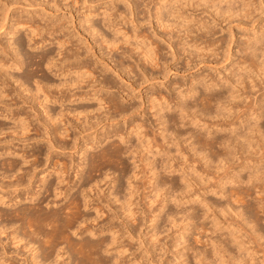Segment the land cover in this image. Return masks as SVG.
<instances>
[{"label":"rangeland","instance_id":"1","mask_svg":"<svg viewBox=\"0 0 264 264\" xmlns=\"http://www.w3.org/2000/svg\"><path fill=\"white\" fill-rule=\"evenodd\" d=\"M30 1V7L23 9L25 7L14 5L12 12L16 11L15 14L24 18L25 10H31L33 13L28 15L43 27L39 34H30L26 27H18L13 36L7 34L8 29L0 32V56L3 57L0 59L8 62L7 65L1 60L5 66L0 70V91L2 85L6 86L4 95L8 94L0 98V101L4 99L0 102V196L5 197L3 203L0 200V225L7 224L8 228L1 225L4 227L0 233L2 259L5 256L7 264L11 261L14 264H36L32 256L37 253L39 244L44 245V240H47V247L49 244L61 247L58 253L64 260L50 256L47 261L37 253V262L46 261L44 264H48L51 260V264H79L85 260L83 264H90L88 260L92 255L89 256L87 249L81 250L88 254L80 253L77 242L81 240L83 245L85 241L100 239L107 243L108 251L99 253L108 257H105V264H264V63L252 68L249 62L242 61L245 58L243 54H249V51L243 53L239 49L252 37L254 29L257 34L264 32V0L262 3L259 0H242L247 7L245 10L252 11L249 17L228 11L220 13L218 8L225 9L227 0H220V3L219 0H132V4L124 0ZM160 1L167 4V12L174 15L166 14L170 18L167 22L169 27H162L155 18L154 6ZM84 17H88L94 29L99 30H87ZM245 21H252V24ZM45 24L49 26H43ZM183 24L193 30L189 28V31ZM230 28H233V38L229 35ZM115 31L121 41L117 40L109 49L103 41ZM154 32L166 39L172 36L170 41L175 55L164 41L155 37ZM103 34L104 39L100 37ZM148 35L161 47L160 59L157 60L161 64L154 65L155 68L138 60L139 51L133 45L140 37ZM230 38L234 42L228 43ZM58 39L68 42L59 45ZM183 40L187 41L186 48L190 46L189 52L181 49L179 42ZM8 42H11V47L6 44ZM11 48L18 52L22 62L20 68L12 64ZM73 52L80 54V63L89 65L92 76H81L82 70L75 72L77 59L73 58ZM47 56L55 60L59 58L57 65L47 63ZM105 63H109L112 69ZM104 80L107 86L101 88L99 83ZM20 81L24 83L21 88L18 87ZM41 83H47L45 88H49L45 90ZM174 86L183 93L189 91L190 86L198 87L197 91L190 92L194 98L187 94L191 99L186 100L194 105L189 104L193 108L183 116V123L169 125V132L183 125L181 128L186 134L179 137V141L175 139L173 145L166 146L171 151L170 157L159 154L152 157L149 152H160L164 142L161 144L159 134L162 125L157 126L159 121L152 114L151 95L161 92L164 94H160L161 100L166 99L173 105L171 97L177 93ZM23 88L27 90L22 91ZM97 88H101L98 95L105 102L98 101L97 97L88 98ZM44 90L51 93L50 98H46L47 102ZM216 93L221 96L220 103L209 99L208 95ZM154 95L152 98H159ZM169 95L170 100L167 98ZM109 96L116 97L117 103L134 111L125 112V117L122 112L120 116V107H115L114 101L108 102ZM28 97V102H22ZM39 101L48 106L46 109L49 108L52 120L45 119ZM217 109L222 113L217 114ZM167 111L171 112L166 109V114ZM257 113L261 115L256 116ZM221 126L225 128L222 131ZM229 130L240 132L241 136L236 134L231 154L222 157L221 161L216 157L224 151V145H213L210 141L204 144L203 139L228 135ZM189 131L198 135L201 132V136L207 138L199 136L200 141L197 138L196 142L191 137L184 141L183 138L189 137ZM47 138L55 142V148L58 144L60 147L49 148ZM242 140L246 144H242ZM192 141L194 143L190 145ZM113 152L120 158L113 156ZM3 159L7 162L15 160L14 170L18 169L14 171L6 162L3 166ZM152 165L156 171L154 176ZM55 170L59 171L62 179L58 184ZM43 175L46 181L53 183V189L47 193L41 189L38 195L40 204L36 208L50 212L66 203L80 216L72 228H65L63 237H68L64 240L70 241L69 247L74 245L69 249L57 233L53 234L55 238L57 236V240L54 239L57 243H52V238L42 237L50 227L45 224L41 227V223L31 222L28 230L26 227L29 225L25 224V230H20L19 234L23 220L20 222V218L12 213L15 208H32L33 202L27 196L39 188ZM21 178L23 185L18 184ZM222 183H225L224 190L227 191L225 197L218 194ZM23 189H28V194ZM71 197L78 198L75 202L79 206ZM202 199L206 200L205 205H202ZM226 201L228 206L224 207ZM163 202L165 208L159 213ZM5 210L11 214L10 218L1 215L6 213ZM166 211L173 216H166ZM152 216L157 218L150 221ZM10 223H15L12 229ZM37 226L42 230L46 228L43 232ZM13 229H17L20 236H16L24 238V241L13 239L10 234ZM53 235L51 237L54 238ZM33 237L37 241L42 237L40 241L43 244L40 241L34 243ZM27 242L31 243L28 245ZM33 243L35 250L31 249ZM58 249L52 250L51 255H55Z\"/></svg>","mask_w":264,"mask_h":264},{"label":"bare ground","instance_id":"2","mask_svg":"<svg viewBox=\"0 0 264 264\" xmlns=\"http://www.w3.org/2000/svg\"><path fill=\"white\" fill-rule=\"evenodd\" d=\"M125 2H127V3H131L132 2V0L130 1V0H124ZM262 1L263 0H259V2L260 3H262ZM136 2V1H135ZM163 2H159V4L158 5H156V6H154L155 7V18H156V20L159 22V23H161L160 25L162 26V27H169L170 26V24H167V22L169 21V19L170 18H168L167 16H166V14L167 13H171V11L170 12H167V7L168 6H166L167 4H162ZM219 3H220V0H219ZM227 5H226V7H225V9H223L221 6L218 8L219 9V12L221 13V12H224V11H228V12H231L232 14H235V15H237V16H246V17H249V16H252V14H250L252 11H251V9L250 10H248V9H246L245 10V8H247V7H245V5H243L244 3H243V1L242 0H227ZM238 4V5H234V4ZM246 3V2H245ZM132 4V3H131ZM136 4V3H135ZM134 4V5H135ZM251 4V3H250ZM14 5H20V6H23V7H25V8H23V9H26V7L28 8V7H30L31 5H32V3H31V1L30 2H28V0H0V32L1 31H3L4 30V32H5V30H7L8 29V35H10V36H13L14 35V33L15 32H17L16 31V29L18 28V27H26L27 29H29L30 31V34H32V35H38L39 34V32H40V30L39 29H42L43 27L41 26V25H39V24H37L38 22H35V21H33L32 19H31V15H28L29 13H33L31 10H29V9H27V10H25V13H26V15H27V17H26V15H25V17L24 18H22V16H20V15H18V14H15V12H12L13 11V9L14 8H12ZM169 5V4H168ZM247 6L249 5V4H246ZM250 6V5H249ZM128 7H130V5L128 6ZM245 7V8H244ZM22 8V7H21ZM170 8V7H169ZM16 9V8H15ZM164 11H163V10ZM254 9H255V7H254ZM130 10V9H129ZM243 10H245V12L243 11ZM249 12H248V11ZM111 11V10H110ZM132 10H130L129 12H131ZM150 11V10H149ZM251 11V12H250ZM147 13H148V11H146ZM11 13H12V15H11ZM14 13V14H13ZM38 13V12H37ZM154 13H153V15H154ZM131 14H132V12H131ZM169 14H167V15H169ZM249 14V15H248ZM149 15V14H148ZM170 15H172V14H170ZM41 16V15H40ZM152 16V15H151ZM172 16H174V15H172ZM179 16H181V15H179ZM111 17V16H110ZM176 17V16H175ZM33 18V17H32ZM179 18V17H178ZM252 18V17H251ZM253 18H254V16H253ZM173 18H171V20H172ZM184 19V18H183ZM186 19V18H185ZM84 20H85V22L87 23L86 25H87V30H92L93 32H94V30H99V29H94V26H92L91 25V21H90V19H88V17H84ZM110 20V19H109ZM174 20V19H173ZM252 20H254V19H252ZM111 21V20H110ZM112 21H113V19H112ZM178 22V21H177ZM246 22V21H245ZM248 22V21H247ZM246 22V23H247ZM252 22V21H251ZM250 22V23H251ZM110 23V22H109ZM112 23V22H111ZM171 23V22H170ZM176 23V22H175ZM179 23V22H178ZM249 23V22H248ZM247 23V24H248ZM249 23V24H250ZM42 24V23H41ZM252 24V23H251ZM46 25H48L49 26V24H45V25H43V26H45L46 27ZM109 26V25H108ZM173 26V25H172ZM183 27H188V26H185L184 24H183ZM194 27V26H193ZM176 28V27H175ZM179 28H180V26H179ZM178 27H177V29H179ZM189 28H190V26L188 27V30H189ZM198 28H199V26H198ZM48 29V28H47ZM187 29V28H186ZM186 29H184V31H186ZM190 29H192L193 30V28H190ZM262 29V28H261ZM116 31H117V29H115ZM182 30V26H181V29H180V31ZM187 30V31H188ZM114 32L113 33V35L110 37V38H105V40L103 41V42H106L107 43V45L109 46V49H110V47H113L114 45H115V43H116V41L117 40H120L118 37H120V36H117V32ZM179 30H177V32H180ZM183 31V32H184ZM189 31H191V30H189ZM90 32V31H89ZM98 32V31H97ZM96 32V33H97ZM119 32V31H118ZM120 32H121V30H120ZM229 35H231V38H233V28H230V30H229ZM170 33V32H169ZM259 33V32H258ZM51 34V33H50ZM134 34L136 35L137 33L136 32H134ZM154 35H155V37L157 38V37H159V39L160 40H162V41H164L166 44H167V46H168V48L170 49V51L175 55V50H174V47H173V42L172 41H170V37H172L171 35H170V37H169V39H166V38H164V36H159V34L157 33V32H154L153 33ZM206 34V33H205ZM93 35H95L94 33H93ZM130 35V34H129ZM141 35H143V34H141ZM168 35V34H167ZM9 36V37H10ZM110 36V35H109ZM166 36V35H165ZM203 36H204V34H203ZM100 37H102L103 39H104V34H103V36L101 35ZM127 37V36H126ZM178 37V36H177ZM8 38V37H7ZM101 38V39H102ZM133 38V37H132ZM135 38V37H134ZM154 38V37H153ZM204 38V37H203ZM230 38V39H231ZM131 39V38H130ZM172 40V39H171ZM222 40V39H221ZM232 40H233V42H234V39H231V41L229 40V42L228 43H230V42H232ZM7 41V40H6ZM38 41V40H37ZM42 41V40H41ZM102 41V40H101ZM121 41V40H120ZM135 41V40H134ZM185 40H183L182 42H179V45L181 44V49H183L184 51L186 50V51H188L187 49L190 47V46H188V48H186L185 46L187 45V41H185ZM190 41V40H189ZM189 41H188V43H189ZM195 41V40H194ZM43 42V41H42ZM58 43H59V45H65V43L66 42H68V41H66V40H60V39H58V41H57ZM119 42V41H118ZM127 42V41H126ZM2 44V43H1ZM8 46H12L11 45V42L9 43H6ZM120 44V43H119ZM131 44V43H130ZM133 45L135 46V48H136V50L137 51H139V52H137L138 54H137V57H138V60H142L143 62H145V63H147L148 65L150 64L151 65V67L152 66H154V65H157L158 66V64H161V63H159L157 60H159L160 58H159V52H160V50H161V47H160V44H158V42L156 41V39L155 40H153V39H151L150 37H149V35L147 36V37H140L138 40H136L134 43H133ZM89 46V45H88ZM205 46V45H204ZM1 47H2V45H1ZM9 47V48H10ZM63 47V46H62ZM241 48V51H243V53H244V51H249L248 53L249 54H243L244 55V57L245 58H243L242 59V61H246V62H249L250 63V66L252 67V68H256V67H258V66H260V64L261 63H264V32H260V34H257V33H255V29H254V33L252 34V37H250L249 39H247V41L246 42H244V45H242V47L240 46L239 47V49ZM112 49V48H111ZM130 49V48H129ZM132 49V48H131ZM180 49V50H181ZM191 49H193V48H191ZM3 50V49H2ZM113 50V49H112ZM11 52H12V55L14 56V57H11V58H14L13 60V65L15 66V67H18V68H20V66H21V59L18 57V52L16 51V50H14L13 48H11V50H10ZM131 51V50H130ZM240 51V50H239ZM86 52V51H85ZM189 52V51H188ZM194 52V51H193ZM74 53V54H73ZM72 53V56H73V58L74 59H77L76 60V63L74 64V67L76 68V70H75V72L76 73H78L79 71H81L82 70V74L80 73V75L81 76H83V75H86V76H92L93 75V72H92V69H90V67H89V65H86L85 63H80L79 62V57H80V54L78 53V52H73ZM108 53H109V51H108ZM125 53V52H124ZM123 53V54H124ZM192 53V52H191ZM130 54V53H129ZM134 54V53H133ZM187 54V53H186ZM127 55H128V53H127ZM127 55H125V56H127ZM193 55V54H192ZM246 55V56H245ZM71 56V55H70ZM123 56V55H122ZM132 56V55H131ZM130 55H129V57H131ZM21 57V56H20ZM0 58H3V57H1L0 56ZM47 63H49L51 66H56L57 65V61L56 60H59V58L58 59H53L52 57L50 58V57H48L47 56ZM67 58V57H66ZM69 58V57H68ZM125 58V57H124ZM43 59V58H42ZM1 60L2 59H0V70L2 69V67H3V65L1 64L2 62H1ZM197 60V59H196ZM3 61V60H2ZM5 61V60H4ZM3 61V63H5ZM61 61V60H60ZM59 61V62H60ZM64 61V60H63ZM75 61V60H74ZM78 61V62H77ZM81 61V60H80ZM123 61V60H122ZM195 62V61H194ZM245 62V63H246ZM8 63V62H7ZM7 63H5V64H7ZM10 63H11V61H10ZM136 63V62H135ZM248 63V64H249ZM134 64V63H133ZM244 64V63H243ZM8 65V64H7ZM10 65V64H9ZM104 65H106L107 67H109V69L112 67V66H110V64L109 63H105ZM136 65V64H135ZM5 66V65H4ZM12 66V65H11ZM91 66V65H90ZM126 66V65H125ZM138 66V65H137ZM160 66V65H159ZM249 66V67H250ZM115 67V66H114ZM120 68V67H119ZM118 68V69H119ZM128 68V67H127ZM126 68V70H128ZM153 68H155V66L153 67ZM94 69V68H93ZM112 69V68H111ZM117 69V71H119ZM125 69V67L124 68H122V71ZM142 69V68H141ZM116 71V70H115ZM126 72V71H125ZM134 72V71H133ZM7 73V72H6ZM121 73H123V72H121ZM127 73V72H126ZM131 72H129L128 73V75L130 74ZM142 73H144L143 71H142ZM124 75V74H123ZM126 75V74H125ZM144 77L146 76L145 75V73H144V75H143ZM95 77V76H94ZM122 77H124V76H122ZM151 78V77H150ZM18 79L19 78H17V79H15L16 80V82L18 81ZM145 79H146V77H145ZM152 79V78H151ZM154 79V78H153ZM95 80V79H94ZM155 80V79H154ZM24 81V80H23ZM4 82V81H3ZM22 81H20L19 83H18V87L19 88H21V86H23V84L24 83H21ZM25 82V81H24ZM38 82H40V81H38ZM42 84V83H41ZM99 84H102L101 85V88H103V86H104V88H106L105 87V85L107 86V82L104 80V81H102L101 83H99ZM38 85V84H37ZM46 85H47V83H46ZM45 84L43 85L42 84V86H44V88H45V86H46ZM181 85V84H180ZM191 85V84H190ZM195 85H197V84H195ZM217 85V84H216ZM215 85V86H216ZM40 86V85H39ZM166 86V85H165ZM207 86V85H206ZM6 87V86H5ZM5 87H3V85H2V92L0 91V98H3V96H7L8 94H6V95H4V93H5ZM17 87V88H18ZM110 87H112V85L110 86ZM167 87V86H166ZM191 87V88H190ZM189 88V91H186V93H183V90H178V88L177 87H175L174 86V89L177 91V93L175 92V97H171V100H172V98L174 99V101H173V105H171L172 103L171 102H168V100H166V99H164V100H161L162 98H160L161 97V95L160 94H162L161 92H160V94L159 93H157V95L156 96H159V98L158 97H154V98H152V96L154 95H151V109H153L154 111H153V116H155V118H156V121L158 122L159 121V123H157L158 125L157 126H161L162 125V129H161V132L159 133V134H161V138H162V141H161V144H163V142H164V147H160V144H158L159 145V147L161 148V150H160V152H149L150 154H151V156L152 157H156V155L158 156V154L159 155H164V156H168V157H170V155H171V151L169 150V149H167V147L169 146L168 144H174V140L175 139H178L179 137H184V135L186 134L184 131H183V129L181 128L183 125H181L180 123V125L181 126H177V129H175V131L173 132V131H170L169 132V125L170 124H172V126L173 125H175V123H177V122H182L183 123V116L185 117V115H187V113L188 112H190L189 111V109L190 110H192L191 108H193V107H190V105H191V103H189V101H187L186 100V98H187V94L189 93L190 94V92L192 93V92H195V91H197V88L195 87V86H190ZM209 87V86H208ZM207 87V88H208ZM18 88V89H19ZM47 88H49V87H46L45 88V90H47ZM101 88H97L96 89V91H94V93H92L91 94V96L89 97L88 96V98H92V97H97V100L98 101H100V102H102V101H104V99L102 98V97H100L99 95H98V92L99 91H101ZM181 88V87H180ZM179 88V89H180ZM203 88H206V87H203ZM222 88V87H221ZM17 89V90H18ZM37 89V88H36ZM39 89H40V87H39ZM42 90H43V87L41 88ZM57 89V88H56ZM20 90V89H19ZM25 90H27V88H23L22 89V91H25ZM45 90H44V93H46L45 94V100H46V98L48 99V97L50 98V92H45ZM172 90H173V88H172ZM174 90V91H175ZM226 90V89H225ZM21 91V90H20ZM29 91V90H28ZM27 91V92H28ZM56 92V91H55ZM157 92V91H156ZM32 93V92H31ZM50 93V94H49ZM197 93V92H196ZM196 93H194V94H196ZM209 93V92H208ZM211 94V93H210ZM19 95V94H18ZM32 95V94H31ZM34 95V94H33ZM32 95V96H33ZM44 95V94H43ZM54 94H52V96H53ZM55 95H57V94H55ZM54 95V96H55ZM114 95V94H113ZM154 95V96H155ZM162 95H164V94H162ZM191 95V94H190ZM205 95V94H204ZM208 95V94H207ZM85 96V95H84ZM108 96V95H107ZM106 96V97H107ZM115 96V95H114ZM192 97L194 96V95H191ZM191 96H189L188 98H190ZM201 96H203V95H200V97ZM208 96H210V98L209 99H211V100H216L217 102H219V101H221L222 99H221V96L220 95H217V93H216V95H208ZM227 96V95H226ZM86 97V96H85ZM85 97H76V98H84L85 99ZM165 97V96H164ZM195 97V96H194ZM193 97V98H194ZM206 97V96H205ZM224 97H225V95H224ZM228 97V96H227ZM30 97H28V98H26V99H23V101L22 102H28V99H29ZM52 98V97H51ZM54 98V97H53ZM58 98H59V96H58ZM75 98V99H76ZM116 98V97H115ZM115 98L113 97V96H109L108 98H107V100H109L108 102H113V103H115L114 104V106L115 107H120L119 109H120V113H118L119 115L123 112V114H122V116H124V113L125 112H127V111H129V113H130V111H134V109L133 110H130L129 108H127V107H124V106H121L119 103H117V99L115 100ZM150 98V97H149ZM166 98V97H165ZM167 98H169V100H170V95H169V97L167 96ZM183 98H185L184 100H183ZM187 98V99H188ZM192 98V99H193ZM203 98H204V96H203ZM203 98H201V99H203ZM226 98V97H225ZM55 99H56V97H55ZM54 99V101H57V100H55ZM191 99V98H190ZM208 99V98H207ZM4 100V99H3ZM3 100H1V101H3ZM40 100V99H39ZM150 100V99H149ZM0 101V102H1ZM116 101V102H115ZM205 101V100H204ZM209 101V100H208ZM5 102V101H4ZM16 102V101H15ZM46 102H47V100H46ZM105 102V101H104ZM207 102V101H206ZM216 103V102H215ZM220 103V102H219ZM4 104H6V103H4ZM3 104V105H4ZM15 104V103H14ZM166 104V105H165ZM190 104V105H189ZM7 105V104H6ZM9 105V104H8ZM38 105H39V107H41V110L44 112V114H45V119H48V120H52V117H51V115L49 114V108L48 109H46L47 107H46V105H45V103H43V102H40L39 101V103H38ZM37 105V106H38ZM193 105H194V103H193ZM193 105H191V106H193ZM213 105V104H212ZM217 106H218V104H217ZM115 107H113V108H115ZM131 107V106H130ZM210 107V106H209ZM221 106L219 105V107L218 108H220ZM260 108H261V106H259ZM7 108V107H6ZM5 108V109H6ZM86 109V108H85ZM115 109H117V108H115ZM129 109V110H128ZM132 109V108H131ZM166 109H168L169 110V112H170V110H171V112H172V110H173V113H168V111H167V114L165 113V111H166ZM118 110V109H117ZM136 110V109H135ZM221 110V109H220ZM7 111H9V110H7ZM6 111V112H7ZM222 111V110H221ZM221 111H219L218 109H217V111L215 110V112L217 113V112H219V113H222ZM4 112V111H3ZM42 112V113H43ZM84 112V111H83ZM5 113V112H4ZM8 113V112H7ZM6 113V114H7ZM17 113V112H16ZM108 113H109V111H108ZM117 113V112H116ZM128 113V114H129ZM219 113H217V114H219ZM18 114H19V112H18ZM126 115H127V113H125ZM260 115H261V113H259ZM259 114L257 113L256 114V116H259ZM11 115H12V113H11ZM10 115V116H11ZM78 115V114H77ZM5 116V115H4ZM7 116H9V115H7ZM56 116V115H55ZM110 116V115H109ZM121 116V115H120ZM13 117V116H12ZM59 117V116H58ZM125 117V116H124ZM26 118V117H25ZM26 120V119H25ZM24 121V120H23ZM45 121V120H44ZM46 122H47V120H46ZM185 123V122H184ZM232 123H234V122H232ZM178 124V125H179ZM177 125V124H176ZM222 125V124H221ZM228 125V124H227ZM231 125V124H230ZM254 125V124H253ZM216 127H218V126H216ZM220 127V126H219ZM230 127V126H229ZM240 127V126H239ZM46 129V128H45ZM223 130V129H225V128H222V126H221V128H220V130ZM236 129V128H235ZM218 130V129H217ZM221 130V131H222ZM246 130V129H245ZM48 131V133H49V130H47ZM194 131V130H193ZM193 131H189V133L191 132V134H189L188 132H187V134H188V136L189 137H187V138H183V140L184 141H187L189 138H191V137H194V140H196L197 138V140H199L200 141V138H199V136H201V132H200V135H198V134H194V132ZM216 131V130H215ZM243 131V130H242ZM60 132V131H59ZM192 132H193V134H192ZM217 132V131H216ZM63 133V132H62ZM195 133H198V132H195ZM223 133V132H222ZM238 133V132H237ZM236 131L235 130H233V131H230L229 130V133H228V135L226 134L225 136H223V135H220V136H215V137H211L210 139L209 138H207L206 136V138L207 139H203V142H204V144H207L208 143V141H210L211 143H213V145L214 144H217V145H219V146H222V144L224 145L223 147H224V151L222 152H219L218 153V157H216V158H219V160H221V161H223L222 159V157H224V156H229L231 153H230V150H232V146H231V144L234 142V140L236 139ZM240 133V132H239ZM239 133H238V135H239ZM245 133V132H244ZM241 134V133H240ZM46 135V134H45ZM63 135V134H62ZM173 135V138L171 137ZM203 135V134H202ZM237 135V136H238ZM47 137H48V134L46 135ZM241 135H239V137H240ZM119 137H122V134H120V136ZM136 137L137 138H139L138 137V135H136ZM201 137H203V136H201ZM205 137H203V138H205ZM46 138V137H45ZM47 142L49 143V148L51 147V149H57V147H60V146H58L59 144L58 143H56V144H58L57 146H56V148H55V142H53V140H49V138H47ZM197 140H196V142H197ZM178 141H179V139H178ZM202 141V140H201ZM244 140H242V144L243 143H245L246 144V142H243ZM207 142V143H206ZM47 143V144H48ZM194 142L192 141V142H190L189 144L190 145H192ZM225 143H227V145H225ZM240 143H241V141H240ZM175 144H177V143H175ZM202 144V143H201ZM210 144V143H209ZM235 144V143H234ZM244 144V145H245ZM243 145V146H244ZM48 146V145H47ZM167 146V147H166ZM218 146V147H219ZM240 146H241V144H240ZM63 147H66V146H64L63 145ZM251 147V146H250ZM220 148V147H219ZM222 148V147H221ZM60 149H63V148H60ZM119 149V148H118ZM177 149H175V151H176ZM14 151V150H13ZM49 151V150H48ZM47 151V152H48ZM52 151V150H51ZM116 151V150H115ZM114 151V152H115ZM120 151V150H119ZM118 151V152H119ZM4 152V151H3ZM7 152V151H6ZM85 152V151H84ZM113 152V156L114 155H116L115 153L117 152H115L114 153ZM13 153V152H12ZM17 153H19V152H17ZM25 153V152H24ZM105 153V152H104ZM26 154V153H25ZM52 154V153H51ZM122 154V153H121ZM48 155V154H47ZM23 157H25V155H22ZM116 156H118V155H116ZM216 156V155H215ZM21 157V156H20ZM47 157V156H46ZM119 157V156H118ZM120 158V157H119ZM230 158V157H229ZM228 158V159H229ZM5 159H7V158H5ZM5 159H3V160H5ZM2 160V161H3ZM47 160H48V157H47ZM218 160V161H219ZM26 161V160H25ZM6 162V164L9 166V167H11L13 170H14V162H15V160H11V161H9L8 160V162H7V160H5V161H3L2 162V164L3 163H5ZM1 164V163H0ZM17 164H15V166H16ZM1 166V165H0ZM3 166H5L4 164H3ZM9 167H8V169H9ZM5 168V167H4ZM6 168H7V166H6ZM36 168V167H35ZM35 168H33L34 170H35ZM12 169H10V170H12ZM17 169H18V167H17ZM17 169H15V170H17ZM5 170V169H4ZM14 170V171H15ZM153 170V172H152V175L154 176V175H156L155 174V169H154V166L152 165V167H151V171ZM9 171V170H8ZM19 171V170H18ZM13 172V171H12ZM30 172V171H29ZM34 172V171H33ZM14 173V172H13ZM22 173V172H21ZM43 173V172H42ZM49 173H50V171H49ZM48 173V174H49ZM54 173H56L57 174V184L59 183V181H60V179H61V175H60V173H59V171L58 170H55L54 171ZM19 176V175H18ZM27 176H30V175H27ZM36 176V175H35ZM155 177H157V176H155ZM29 178H31V177H29ZM29 178H27L28 179V181H29ZM251 177L249 176V179H250ZM248 179V180H249ZM18 180V179H17ZM16 180V181H17ZM47 179H46V176H41V178H40V180H39V188L37 189V190H33V193L32 194H30V196H27L28 198L27 199H29V201L31 200L32 202H33V204H32V208H28V206L26 207V208H23V207H21V208H15V210H14V212L12 213L14 216H18L19 218H20V222H22L21 220H23V222L21 223V225H20V228H19V234H20V232L22 231V229H24L25 230V224H28L27 226L29 227H26V229L28 230V229H30L31 228V222L33 223V222H35V223H41V227H42V225L44 226V224L45 225H48V227H49V230H48V232L46 233V231H45V233H46V235H43V234H45V233H43L42 234V232L40 233L39 232V234H41V235H43L42 237L44 238V236H45V238L47 237V238H52L53 239V241H54V239H56L57 240V236H56V238H55V235H53V234H58L59 236H60V238H61V236H62V238L61 239H63L64 240V238H66L67 239V237H63L64 235L63 234H65L66 233V231H65V228H72V224H73V222H76L77 220H78V218L80 217L79 216V214H78V212H76V211H73V209L71 210V208L69 207V205H66V203H65V205L63 206V207H61V208H57L56 210L54 209L53 211L51 210L50 212L48 211V212H43V211H40V210H38V208H36V205L39 207V202H40V197L38 198V195L40 194V191H41V189L43 190V192L45 193H47V192H49L51 189H53V187H52V182H48V181H46ZM62 180V179H61ZM251 180H252V178H251ZM21 182H22V178H21V180H20V183L18 182V184H21ZM155 182V181H154ZM231 183V182H230ZM18 184H16V183H14V185H18ZM21 185H23V183L21 184ZM224 185H225V183H222L220 186H219V192L218 191H216V192H218V194H219V196L220 197H222V196H224V193L225 192H227L226 190H224ZM56 186V185H55ZM27 188V187H26ZM17 189V188H16ZM24 190V189H23ZM54 190L56 191V188H54ZM25 192H27L28 191V189H27V191L26 190H24ZM67 191V190H66ZM57 192L59 193V191L57 190ZM63 192H64V190H63ZM63 192H61V193H63ZM27 194H28V192H27ZM26 194V195H27ZM55 194V193H54ZM57 194V193H56ZM60 194V193H59ZM232 193L231 192H229V196L231 197L232 195H231ZM58 195V194H57ZM66 195V194H65ZM64 195V196H65ZM3 196V195H2ZM16 197V196H15ZM86 197V196H85ZM202 197V196H201ZM225 197V196H224ZM5 198V197H4ZM3 197H1L0 196V200L2 201V199H4ZM72 199H73V201L75 202L76 200H78V198L76 199V197H71ZM25 199V198H24ZM76 199V200H75ZM230 199V198H229ZM11 200V199H10ZM71 200V199H70ZM0 201V202H1ZM14 201H15V198H14ZM72 200L70 201V203L71 204H74V202H73ZM163 201H166V199H164ZM206 200L205 199H202V201L201 202H203V204L202 205H205V202ZM73 202V203H72ZM76 202H78V201H76ZM76 202H75V204H76ZM1 203H3V201L1 202ZM4 204H5V202H4ZM14 204V203H13ZM69 204V203H68ZM201 204V203H200ZM16 205V204H15ZM78 205V203L76 204V206ZM13 206V205H12ZM75 206V205H74ZM74 206H72V207H74ZM79 206V205H78ZM222 206V205H221ZM224 207H227L228 206V202L226 201V203H224V205H223ZM165 208V205H164V202H163V204L160 206V208L158 209V212L159 213H161V211L163 210ZM34 209V210H33ZM70 209V211L68 212V210ZM74 209H75V207H74ZM1 210V209H0ZM35 210L37 211V212H35ZM77 210H78V208H77ZM6 211V210H5ZM79 211V210H78ZM2 212H3V210H2ZM9 212V211H8ZM80 212V211H79ZM167 212V211H166ZM168 213V212H167ZM81 214V213H80ZM1 215H5V216H8L9 217V215H11V214H7V211H6V213L4 212V213H2ZM159 216H160V214H158ZM157 215V216H158ZM68 216V217H67ZM166 216H170V214L168 213V214H166ZM171 216H173V215H171ZM170 216V217H171ZM156 216H152L151 218H150V221H153V220H155L156 218H155ZM188 217V216H187ZM0 218H1V216H0ZM6 218V217H5ZM4 218V219H5ZM10 218V217H9ZM8 218V219H9ZM13 218V217H12ZM81 218L83 219V217H82V215H81ZM80 218V219H81ZM159 218V217H158ZM7 219V220H8ZM14 219V218H13ZM81 219V220H82ZM81 220L80 221H78V222H81ZM6 221V220H5ZM18 221V220H17ZM19 222V223H20ZM12 223H10L9 225L11 226V229H12V227H13V225L15 224H13V225H11ZM36 224V225H37ZM79 224V223H78ZM1 225H3L6 229H8L6 226H7V224H6V226L4 225V224H1ZM0 225V233H2L3 232V228L4 227H2ZM34 225V224H33ZM40 225V224H39ZM36 226L34 225V228H35ZM37 227H40V226H37ZM40 227V228H41ZM10 228V227H9ZM17 229H18V227H16ZM39 228V231L41 230V231H43L44 232V229L46 228H44L43 230H42V228L40 229ZM10 229V230H11ZM17 229H13V231H12V233L10 232V234H11V236H13V239H15V238H19V234H17ZM36 229H38V228H36ZM35 229V230H36ZM48 229V228H47ZM73 229H74V225H73ZM21 230V231H20ZM23 230V233L24 232H26V231H24ZM38 231V230H37ZM68 231V230H67ZM28 232V231H27ZM65 232V233H64ZM31 233H32V230H31ZM52 234L53 236H54V238L53 237H51L52 235H48V234ZM90 233V232H89ZM16 234L17 235H19L18 237L16 236ZM25 234H28V233H25ZM56 234V235H57ZM21 235H23V234H21ZM31 235V234H30ZM34 235V234H33ZM32 235V236H33ZM66 235V234H65ZM27 235H25V237H26ZM37 236V235H36ZM40 236V235H39ZM50 236V237H49ZM22 237H24V236H22ZM31 237V236H30ZM42 237H41V239H42ZM28 238V237H27ZM22 239H24V238H19V240L20 241H24V240H22ZM29 239V238H28ZM30 239H32V238H30ZM33 239H34V243L36 242V243H38V241H40L39 239H38V241L36 240V238H34L33 237ZM32 239V240H33ZM51 239V240H52ZM59 239V238H58ZM61 239H59V240H61ZM26 240V239H25ZM68 240H70V239H68ZM83 240V239H82ZM89 240H91V239H89ZM29 241V240H28ZM44 241H46V243L48 242L47 240H44ZM62 241V240H61ZM65 241V240H64ZM81 241V240H80ZM80 241L79 242H77V245H79V247H80V249L78 248L77 250H84V249H87L88 251H89V256H91V257H89L90 258V261L88 260V262L90 263V264H105V263H107L106 262V260H105V257L106 258H108L107 256H104V255H101L102 254V252L103 251H105V252H107L108 250H106V246H107V243H105L103 240H97V241H85L84 243H83V245H81V243H80ZM41 242V241H40ZM59 242V241H58ZM70 241H65V243H66V245H67V247H68V249L69 248H71V247H74V245L73 246H71V247H69L68 245L70 244L69 243ZM29 243H31V242H27L26 244H28L29 245ZM34 243L32 244V246H31V249L32 250H35L36 248H34L33 246H34ZM42 244H43V242H41ZM45 242H44V245H40L39 244V246H38V248H37V250L39 251H35V252H37V253H41V255H42V258H44V260H47L48 261V258L50 257V256H57V257H55V258H58V259H60V257L62 256V254L61 255H59V250H60V248L61 247H56L55 245H57V244H55L54 246H51L52 244H49L50 246H48L47 247V244H46ZM50 243V242H49ZM52 243H57V242H52ZM64 242H62V244H63ZM79 243V244H78ZM46 244V245H45ZM61 244V243H60ZM72 244H73V242H72ZM75 244V243H74ZM27 245V246H28ZM59 245V244H58ZM76 245V244H75ZM46 246V247H45ZM52 247V248H51ZM82 247H85V248H82ZM59 248V249H58ZM76 248H77V246H76ZM50 249V250H49ZM56 249H58L57 250V253H55L54 252V254L55 255H51V251L53 250H55L56 251ZM79 251L80 253L81 252H83V251ZM2 251H5L3 248H2ZM52 251V252H53ZM62 251H64V249H62ZM69 251V250H68ZM75 251V250H74ZM31 252V251H30ZM66 252V251H65ZM64 252V253H65ZM78 252V251H77ZM78 252V253H79ZM85 252V251H84ZM83 252V253H84ZM87 252V251H86ZM101 252V254H99ZM1 253V252H0ZM3 253V252H2ZM4 253H6V252H4ZM3 253V254H4ZM37 253H35V254H33V252H32V254H33V256H32V258L34 257V261L36 262V264H44L45 262H42V263H39V262H37ZM78 253H76L77 255H78ZM79 253V255H81ZM3 254H1V255H3ZM7 254V253H6ZM38 254V255H39ZM85 254V253H84ZM86 254H88V252L86 253ZM85 254V255H86ZM83 255V254H82ZM95 255V256H94ZM9 256V255H8ZM85 257V256H84ZM4 258H6L5 256H4ZM2 259V257L0 256V264H7L6 262H7V260H5V259ZM52 258V257H51ZM62 258V257H61ZM77 258H79V257H77ZM41 259V258H40ZM63 260H64V258H62ZM68 259V258H67ZM88 259V258H87ZM86 259V260H87ZM62 260V261H63ZM81 260H83V259H81ZM110 260V259H109ZM25 261V260H24ZM50 262H48V264L50 263L51 264V260H49ZM85 261V260H84ZM84 261H83V263H84ZM12 262V261H11ZM8 262V264H14V262ZM17 262V261H16ZM15 262V263H16ZM86 262V261H85ZM76 263V262H75ZM82 262H80L79 264H83ZM18 264V263H17ZM64 264V263H63ZM77 264V263H76Z\"/></svg>","mask_w":264,"mask_h":264}]
</instances>
